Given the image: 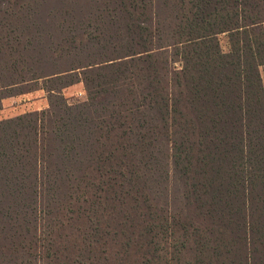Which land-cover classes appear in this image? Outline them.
Instances as JSON below:
<instances>
[{
	"label": "trees",
	"instance_id": "1",
	"mask_svg": "<svg viewBox=\"0 0 264 264\" xmlns=\"http://www.w3.org/2000/svg\"><path fill=\"white\" fill-rule=\"evenodd\" d=\"M263 26L264 0H0V110L48 100L0 120V264H264Z\"/></svg>",
	"mask_w": 264,
	"mask_h": 264
},
{
	"label": "rangeland",
	"instance_id": "2",
	"mask_svg": "<svg viewBox=\"0 0 264 264\" xmlns=\"http://www.w3.org/2000/svg\"><path fill=\"white\" fill-rule=\"evenodd\" d=\"M264 27V26H263ZM219 42L222 50L227 51L228 44L225 35L219 36ZM264 88V71L261 73ZM30 94V95H29ZM62 95L68 104H76L85 101L86 95L82 84L69 86L62 91ZM48 107V100L43 91H35L16 97L6 98L2 101L0 110V120L13 118L28 112L44 110Z\"/></svg>",
	"mask_w": 264,
	"mask_h": 264
},
{
	"label": "crops",
	"instance_id": "3",
	"mask_svg": "<svg viewBox=\"0 0 264 264\" xmlns=\"http://www.w3.org/2000/svg\"><path fill=\"white\" fill-rule=\"evenodd\" d=\"M30 95V94H29ZM24 96V95H23Z\"/></svg>",
	"mask_w": 264,
	"mask_h": 264
}]
</instances>
